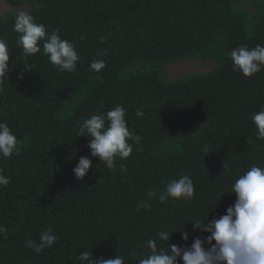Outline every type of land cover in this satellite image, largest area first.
Returning <instances> with one entry per match:
<instances>
[{
    "label": "trees",
    "instance_id": "obj_1",
    "mask_svg": "<svg viewBox=\"0 0 264 264\" xmlns=\"http://www.w3.org/2000/svg\"><path fill=\"white\" fill-rule=\"evenodd\" d=\"M1 1L30 12L48 32L58 30L80 60L68 73L42 48L25 57L12 27L18 12L0 16L10 53L0 121L19 141L18 154L0 158L9 178L0 186V264H80L85 250L95 259L118 254L137 264L146 240L161 229L177 231L168 243L183 246L184 223L190 245L205 235L192 232L191 220L218 218L235 202L224 193L232 177L222 173L223 162L233 176L264 166V140L251 120L264 107V70L244 77L228 55L241 44L264 45V0ZM192 59L209 68L167 77V65ZM93 60L105 68L90 70ZM117 105L141 140H130L131 155L107 169L90 156L79 125ZM81 156L93 161L83 180L73 173ZM183 174L193 180V199L148 200L149 191L162 192ZM141 200L150 207L136 211ZM47 229L58 237L52 247L36 253L24 246Z\"/></svg>",
    "mask_w": 264,
    "mask_h": 264
},
{
    "label": "clouds",
    "instance_id": "obj_2",
    "mask_svg": "<svg viewBox=\"0 0 264 264\" xmlns=\"http://www.w3.org/2000/svg\"><path fill=\"white\" fill-rule=\"evenodd\" d=\"M13 31L17 33V45L22 48L25 57L40 53L62 72L76 71L80 56L75 45L63 39L58 30L48 32L43 23H37L34 16L27 11H19L14 18ZM42 42V43H41ZM232 69L244 77H251L264 70V45L249 47L241 44L228 54ZM10 53L5 40L0 39V83L9 75ZM106 66L103 60H93L90 70L99 72ZM27 69H25L26 71ZM24 72L20 74L23 79ZM137 112V116H142ZM126 109L117 105L107 112L99 111L88 118H83L79 125V137L87 136L90 156L98 158L107 169H113L117 158L127 159L133 151L134 144H139L141 137L134 134L127 126ZM255 126L254 135L264 140V107L251 115ZM209 154L207 148L204 149ZM19 152V141L8 124L0 121V158L8 159ZM93 167L89 156H81L73 168L74 176L83 180ZM232 177L230 192L236 199L227 207L226 214L218 218L193 219L192 232L205 235L194 237L191 244L190 233L181 232L183 246L169 244L172 234L166 229L159 230L155 237L146 240L147 251L138 259L137 264H264V166L252 165L239 175L233 176L230 166L223 162V171ZM9 178L0 170V186H6ZM194 183L187 174L170 179L162 192L149 191L148 200L157 197L161 203L166 201H190L194 197ZM222 193V194H224ZM148 200L138 201L136 211L150 207ZM216 208V207H215ZM186 222V221H185ZM5 229L0 226V233ZM58 237L51 229L42 231L38 240L29 239L25 247L36 253L50 248ZM80 264H125L123 256L95 259L85 250L78 257Z\"/></svg>",
    "mask_w": 264,
    "mask_h": 264
},
{
    "label": "rangeland",
    "instance_id": "obj_3",
    "mask_svg": "<svg viewBox=\"0 0 264 264\" xmlns=\"http://www.w3.org/2000/svg\"><path fill=\"white\" fill-rule=\"evenodd\" d=\"M26 11L22 8H13L0 0V16L5 12ZM209 68L207 64L200 63L198 60L192 59L181 63H173L166 66V74L168 78H175L182 75L205 71Z\"/></svg>",
    "mask_w": 264,
    "mask_h": 264
}]
</instances>
